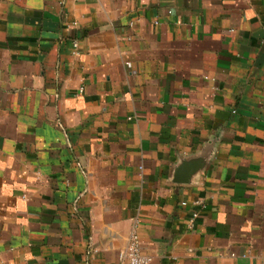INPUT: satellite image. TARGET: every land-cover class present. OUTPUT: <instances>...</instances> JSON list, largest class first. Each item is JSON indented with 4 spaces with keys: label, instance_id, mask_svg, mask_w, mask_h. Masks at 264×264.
I'll use <instances>...</instances> for the list:
<instances>
[{
    "label": "crops",
    "instance_id": "0c3cea01",
    "mask_svg": "<svg viewBox=\"0 0 264 264\" xmlns=\"http://www.w3.org/2000/svg\"><path fill=\"white\" fill-rule=\"evenodd\" d=\"M134 226L264 264V0H0V264H127Z\"/></svg>",
    "mask_w": 264,
    "mask_h": 264
},
{
    "label": "built area",
    "instance_id": "2783aa9c",
    "mask_svg": "<svg viewBox=\"0 0 264 264\" xmlns=\"http://www.w3.org/2000/svg\"><path fill=\"white\" fill-rule=\"evenodd\" d=\"M74 47H77L76 43L74 44ZM81 91L82 89H80V92ZM194 204L201 205V202H195ZM181 205L186 206V202H182ZM196 216L197 215L194 214L193 218H196ZM119 257L124 259L127 264H150V258L141 253L140 240L135 226L130 232L126 249L120 254Z\"/></svg>",
    "mask_w": 264,
    "mask_h": 264
}]
</instances>
